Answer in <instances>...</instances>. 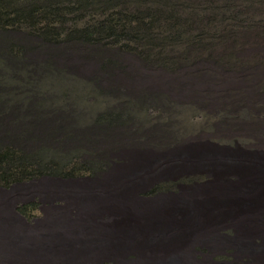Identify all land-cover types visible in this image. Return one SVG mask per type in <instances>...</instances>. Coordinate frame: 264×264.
Wrapping results in <instances>:
<instances>
[{
    "label": "rangeland",
    "instance_id": "rangeland-1",
    "mask_svg": "<svg viewBox=\"0 0 264 264\" xmlns=\"http://www.w3.org/2000/svg\"><path fill=\"white\" fill-rule=\"evenodd\" d=\"M180 4L202 17L196 26L208 32L200 44L193 41L198 45L191 55L215 50L216 64L202 62L175 75L135 55L111 50L99 61V48L95 56L91 48H70L60 58L61 71L45 78L28 81L23 72L6 83L0 76L1 100L10 103L14 93L23 100L21 131L38 121L39 111L59 109L67 116L56 127L59 140L64 128L74 135L61 154L80 156L93 168L104 165L103 151L111 156L108 169L95 177L44 178L0 190V264H264V212L254 218L240 214V223L223 217L253 194L254 180L264 173V0ZM224 33L232 41L219 48L216 35ZM25 38L22 32H0V49L12 40L23 46ZM42 52L29 59L46 61ZM109 58L125 69L101 70ZM228 64L252 67L244 74L226 71ZM201 66L212 69L214 78L187 73ZM175 83L189 87L179 90ZM6 125L0 122V136ZM48 128L46 123L31 130L44 136ZM99 131L122 147L109 151L112 142ZM62 147L55 143V149ZM156 186L162 189L147 195ZM35 202L33 219L17 211ZM240 224L262 229L241 234Z\"/></svg>",
    "mask_w": 264,
    "mask_h": 264
},
{
    "label": "trees",
    "instance_id": "trees-1",
    "mask_svg": "<svg viewBox=\"0 0 264 264\" xmlns=\"http://www.w3.org/2000/svg\"><path fill=\"white\" fill-rule=\"evenodd\" d=\"M180 1L182 0H0V32H22L27 39L23 46L12 40L9 46L0 49V72L4 73L0 76L6 77V83L12 78L14 80L20 78L19 73L23 72L28 74V81L38 78V75L45 78L44 76H49L47 72L51 74L61 71L60 58L66 49L70 48V50L91 48L90 55L94 56L96 55L93 54L94 51L99 48L101 49L97 56L99 61L111 50L135 55L150 66L175 75L179 74L180 69L193 68L202 62L213 61L216 64L218 60L215 50L207 52L204 48L196 55H191V47L198 45L193 41L198 43L204 41L205 37H208V32L205 33L196 26V22H201L202 17L193 14L191 16L187 6L185 8ZM215 21L213 18V22ZM245 37L249 40L248 35ZM216 38L220 41L219 48L222 46L227 48L232 41H230L232 37L225 33L220 36L217 34ZM255 38L256 36L253 39ZM247 40L245 42L249 46L250 40L249 42ZM251 46L256 45L252 43ZM238 47L244 51L246 44L241 43ZM42 51H46L48 55L46 61L34 62L29 59L33 56L32 53L36 52L44 56ZM120 63L111 58L106 59L101 63V70L114 74L113 72L122 67ZM225 66L226 71L244 74L252 67L230 64ZM212 71L201 66L187 73L191 72V76L200 79L205 77L213 79ZM176 83L174 87L179 90L189 87L187 84ZM2 87L0 84V97L5 89ZM10 97L8 104L0 98V122L6 120L9 123L6 125L8 130L5 131V137L0 136V190L8 191L15 186L30 184L44 178L69 180L85 176L95 177L108 169L111 157L108 151V154L106 151L102 152L105 161L99 168L91 167L89 161L80 162L78 154L79 157L61 154L66 145L73 143L74 135L70 129L64 128L65 135L59 140V129L56 127L67 121L64 113H62L64 118L60 116L59 109H54L50 113L39 111L38 121L27 125L30 128L26 127L25 131H21L23 127H18L17 116L23 111L18 110V104L23 100L21 95L18 96L16 93ZM109 120L113 122V119ZM99 121L102 123L101 119ZM46 123L49 125L46 133L51 130L53 132L48 136H45L46 133L44 136L43 134L33 136L31 128L41 127ZM100 123L96 124V127H99ZM94 132L89 133V136L95 143ZM99 132L97 135L110 139L109 132ZM7 137L10 139H6ZM34 142L37 146L33 149ZM109 142H112L109 151L114 152L122 147L116 137ZM162 142L168 143L164 140ZM55 143L63 144V147L55 149ZM161 189L162 186H156L147 195H153ZM38 207V202L23 204L18 206L17 211L21 216L31 220Z\"/></svg>",
    "mask_w": 264,
    "mask_h": 264
},
{
    "label": "bare ground",
    "instance_id": "bare-ground-1",
    "mask_svg": "<svg viewBox=\"0 0 264 264\" xmlns=\"http://www.w3.org/2000/svg\"><path fill=\"white\" fill-rule=\"evenodd\" d=\"M261 178V181L259 179H257V181L254 180V183L256 185L255 191L253 192V194L248 195L246 199H239L238 201V207L237 209H230L229 213L227 216H223L224 219H228V218H232L234 221H236L237 223H240L241 221L239 220V216H251L250 218H254L253 216L255 215L256 212H264V173L260 174L259 176ZM237 205V204H236ZM225 211V210H224ZM169 212V211H168ZM226 212V211H225ZM166 213V212H165ZM171 213V217H172V213ZM168 214V213H167ZM241 214V215H240ZM164 217V216H163ZM170 217V218H171ZM166 218V217H165ZM161 219V218H160ZM197 219V216L195 215V221ZM193 220V219H192ZM241 220V218H240ZM157 221V220H156ZM163 221V220H162ZM174 221V219H173ZM251 221H253V219H251ZM246 222V221H245ZM164 223V222H163ZM170 223V222H169ZM174 223V222H173ZM193 221H188L187 225L192 224ZM167 224V222H166ZM243 224V222L241 223ZM241 224L239 225L240 227V232L241 234L245 231V233L247 235H253L257 232V229H262V228H258V227H246L243 228L241 226ZM249 224V223H248ZM253 224V223H252ZM255 224V223H254ZM160 225V224H159ZM170 225V224H169ZM174 225V224H173ZM172 227V226H170ZM180 227V226H178ZM154 229V228H153ZM161 234V233H160Z\"/></svg>",
    "mask_w": 264,
    "mask_h": 264
}]
</instances>
